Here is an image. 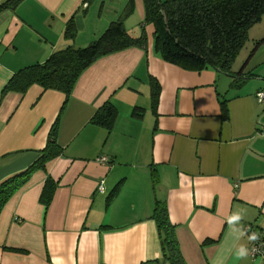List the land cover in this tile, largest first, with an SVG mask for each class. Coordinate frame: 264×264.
<instances>
[{
	"label": "crops",
	"instance_id": "1",
	"mask_svg": "<svg viewBox=\"0 0 264 264\" xmlns=\"http://www.w3.org/2000/svg\"><path fill=\"white\" fill-rule=\"evenodd\" d=\"M129 1L22 0L0 13V184L37 162L56 122L63 149L3 208L0 264L161 263L151 218L156 198L166 204L187 264H264L251 256L248 239L250 229L264 236V104L257 98L264 77L253 70L257 53L236 67L238 55L232 71L249 76L232 84V76L215 69L188 71L162 60L147 25V50L93 63L65 106L63 93L39 85L4 92L19 70L66 47L88 46ZM133 1L139 36L144 3ZM71 19L76 35L70 40ZM152 79L160 86L156 105ZM106 102L117 110L111 124H91ZM48 177L57 187L46 206L41 195ZM235 212L241 219L228 223ZM240 245L249 249L244 259L233 255Z\"/></svg>",
	"mask_w": 264,
	"mask_h": 264
},
{
	"label": "trees",
	"instance_id": "2",
	"mask_svg": "<svg viewBox=\"0 0 264 264\" xmlns=\"http://www.w3.org/2000/svg\"><path fill=\"white\" fill-rule=\"evenodd\" d=\"M22 0H7L0 4V13L18 5ZM95 0H84L90 5ZM145 16L141 23L142 34L134 37L128 33L125 22L135 12L130 0L121 15L110 22L107 29L88 46L66 47L54 52L43 64L27 66L14 74L5 91L25 93L31 86L39 85L44 90H56L66 96V105L79 77L99 59L131 48L147 50L146 26L152 25L156 53L172 65L184 70L201 72L215 69L232 76V84L240 85L249 73H234L232 65L242 49L249 30L262 21L264 0H143ZM75 22L71 19L65 29V38L74 39ZM264 41L259 40L261 44ZM242 74V77H238ZM160 86L152 79V100L156 105ZM116 107L106 102L92 117L90 123L109 126L116 116ZM55 123L48 143L39 159L24 172L0 184V214L15 191L36 170H46L48 162L63 155L56 138ZM155 182V180H154ZM119 182L107 198V204L116 198L122 187ZM57 187L48 177L41 201L48 206ZM158 226L162 245L163 261L155 264H187L178 248L174 226L169 220L164 201L156 198L151 217ZM254 234V229H250ZM261 236V235H257ZM264 238V236H263ZM18 251V250H14ZM144 264H151L150 262Z\"/></svg>",
	"mask_w": 264,
	"mask_h": 264
},
{
	"label": "rangeland",
	"instance_id": "3",
	"mask_svg": "<svg viewBox=\"0 0 264 264\" xmlns=\"http://www.w3.org/2000/svg\"><path fill=\"white\" fill-rule=\"evenodd\" d=\"M138 16H139L138 12H136V14L134 16L132 15L130 17V20L127 23H125V27H126L127 31L128 30L134 31L135 34L133 32L130 33L128 31V33H130L134 37H137L138 34H136L137 31L133 30L132 27H134V25H135L134 20H137V22L139 21ZM139 25H138V28L140 30H142ZM141 34H142V32H141ZM263 38H264V16H263L262 21L260 23L254 25L249 30L248 35H247V40L245 41L242 49L240 50L239 57L237 58L236 67L241 65L243 58L244 59H245V57L248 58L249 54L251 57H253L257 53V55H258L257 57H261V59H254L253 60L252 66L258 65V67L256 69H253V70H255V74H258L259 76L261 75V77H264V76H262V74L264 73V64H263L264 62H262V61H264V41L261 44L259 43V40H262Z\"/></svg>",
	"mask_w": 264,
	"mask_h": 264
},
{
	"label": "built area",
	"instance_id": "4",
	"mask_svg": "<svg viewBox=\"0 0 264 264\" xmlns=\"http://www.w3.org/2000/svg\"><path fill=\"white\" fill-rule=\"evenodd\" d=\"M257 98L261 104H264V92H258ZM101 161L107 162V158H101ZM100 191H103V186L100 187ZM258 239L252 240L250 247V254L253 257H262L264 259V238L263 236H257Z\"/></svg>",
	"mask_w": 264,
	"mask_h": 264
},
{
	"label": "clouds",
	"instance_id": "5",
	"mask_svg": "<svg viewBox=\"0 0 264 264\" xmlns=\"http://www.w3.org/2000/svg\"><path fill=\"white\" fill-rule=\"evenodd\" d=\"M240 219H241V212H235L230 217H228V223L234 224L238 222ZM248 239L256 240L258 239V237L256 234H251L249 235ZM233 255L238 259H244L249 255V249L244 245H240L239 247L235 248Z\"/></svg>",
	"mask_w": 264,
	"mask_h": 264
}]
</instances>
